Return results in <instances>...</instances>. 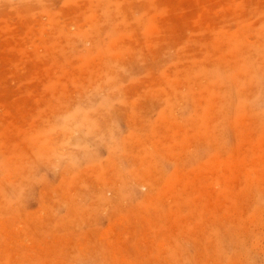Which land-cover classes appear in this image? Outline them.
<instances>
[{"label":"rangeland","instance_id":"obj_1","mask_svg":"<svg viewBox=\"0 0 264 264\" xmlns=\"http://www.w3.org/2000/svg\"><path fill=\"white\" fill-rule=\"evenodd\" d=\"M132 262L264 264V0H0V264Z\"/></svg>","mask_w":264,"mask_h":264},{"label":"bare ground","instance_id":"obj_2","mask_svg":"<svg viewBox=\"0 0 264 264\" xmlns=\"http://www.w3.org/2000/svg\"><path fill=\"white\" fill-rule=\"evenodd\" d=\"M74 118H75V117H74ZM79 119H80V118H79ZM76 122H77V121H76ZM84 122H85V121H84ZM85 126H86V125H85ZM87 126H88V124H87ZM109 228H110V227H109ZM160 243H161V242H160ZM162 243H164V242H162ZM162 243H161V245H162ZM159 245H160V244H159ZM161 248H162V247H161ZM118 249H119V248H118ZM115 250H116V249H115ZM116 251H118V250H116ZM113 253H115V252H113ZM116 253H117V252H116ZM120 253H121V252H120ZM120 253H119V254H120ZM117 254H118V253H117ZM112 255H113V254H112ZM119 256H120V255H118L117 258H118ZM122 256H123V255H122ZM122 256H121V258H118V259H123V262H125L124 259H126V257H125V255H124L125 258H122ZM115 259H116V258H115ZM121 261H122V260H121ZM129 261H130V260H129ZM115 262H117V261L115 260ZM126 263H128V261H127ZM126 263H125V264H126ZM122 264H123V263H122ZM131 264H134V263L132 262Z\"/></svg>","mask_w":264,"mask_h":264}]
</instances>
